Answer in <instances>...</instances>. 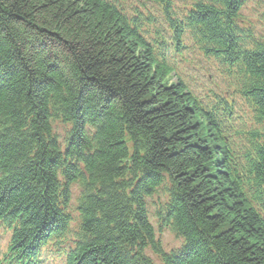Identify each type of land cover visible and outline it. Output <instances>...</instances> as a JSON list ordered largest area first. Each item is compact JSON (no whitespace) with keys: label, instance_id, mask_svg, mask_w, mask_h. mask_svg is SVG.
Wrapping results in <instances>:
<instances>
[{"label":"trees","instance_id":"16d2710c","mask_svg":"<svg viewBox=\"0 0 264 264\" xmlns=\"http://www.w3.org/2000/svg\"><path fill=\"white\" fill-rule=\"evenodd\" d=\"M124 1L0 0V264H42L50 244L61 264H154L146 249L160 264H264V32L240 25L246 0H197L180 20L153 0L172 33L147 40L153 15ZM191 46L223 92L199 98L176 75L165 53ZM161 187L171 252L146 208Z\"/></svg>","mask_w":264,"mask_h":264},{"label":"rangeland","instance_id":"374dc122","mask_svg":"<svg viewBox=\"0 0 264 264\" xmlns=\"http://www.w3.org/2000/svg\"><path fill=\"white\" fill-rule=\"evenodd\" d=\"M190 0H172L174 9L178 10L184 4H189ZM122 6L127 16L132 15L134 11L143 12V15H153V22H146L143 29L146 30L144 35L145 39H156L161 37L165 39L168 35V24L164 21L162 13L158 5L153 0H125L122 2ZM238 21L243 28L250 30L253 39L256 40L264 32V0H246L239 11ZM186 40H189L187 38ZM187 44L189 42L187 41ZM168 61L171 62L175 73L179 76L188 86V88L199 98L210 91L225 90L226 83L221 78L218 71L211 63L201 55L194 47L185 51L183 50L178 56H173L170 51L165 53ZM175 58V60L172 59ZM171 81V79H170ZM204 99V98H202ZM240 104L243 102L240 98L237 101ZM241 108H245L244 106ZM53 133L56 135L60 146L63 148L64 140L68 130L67 124L60 121H56L52 124ZM79 194V188L76 185L71 187V200L68 207V211L71 216L70 231L66 237L70 240L74 239L76 231H78V214L75 210L76 198ZM166 194L163 191V187L159 188L155 194L148 197L146 201V208L150 223L154 228V237L159 240L162 250L164 252H171L177 250L182 244V240L177 238L174 234L165 228L158 227V221L156 219V210L160 203L164 202ZM8 232L3 231L0 228V247H2L8 238ZM66 241L64 244L69 243ZM61 245L64 247L65 245ZM50 244L47 246L50 251V257L45 253V258L42 264H61V257H59V251ZM58 247V248H61ZM145 255L149 257L154 264H160V259L152 253L149 249L145 250ZM48 257V258H47Z\"/></svg>","mask_w":264,"mask_h":264},{"label":"bare ground","instance_id":"6f19581e","mask_svg":"<svg viewBox=\"0 0 264 264\" xmlns=\"http://www.w3.org/2000/svg\"><path fill=\"white\" fill-rule=\"evenodd\" d=\"M184 1H186V0H184ZM245 3V2H244ZM200 5V3H199V1H197V0H190V2H189V4H184L182 7H180L178 10H176V9H174L173 7H174V5H173V3H172V1H171V6L170 7H172V11L173 12H175V14H176V16L177 17H175L176 19H179L180 20V17H179V15H180V13H181V18H183V16L185 15V16H187L189 13H193V12H197L198 10V8H197V6L196 5ZM170 17H172V16H170ZM197 17V16H196ZM173 18V17H172ZM195 22H198V20H193V21H189V23H188V25H190V26H192L191 24L193 23V24H196ZM197 26V25H196ZM171 30H169L168 29V35H170L171 33ZM186 36H188L187 34H186ZM185 35H183L182 36V38L184 39V40H186L188 37H186ZM186 41H189V40H186ZM172 50V49H171ZM174 55V54H173ZM172 59L173 60H175V58H173L172 57ZM227 87H225V89H226ZM220 92H223V90H220ZM243 106H245L244 105V103L243 104H240V107H243Z\"/></svg>","mask_w":264,"mask_h":264}]
</instances>
